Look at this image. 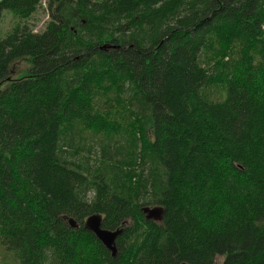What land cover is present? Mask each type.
<instances>
[{
    "label": "trees",
    "instance_id": "trees-1",
    "mask_svg": "<svg viewBox=\"0 0 264 264\" xmlns=\"http://www.w3.org/2000/svg\"><path fill=\"white\" fill-rule=\"evenodd\" d=\"M40 1L0 0V14ZM48 12L41 32L0 38L3 264H264V0ZM155 205L159 222L142 210ZM92 214L123 230L115 256Z\"/></svg>",
    "mask_w": 264,
    "mask_h": 264
},
{
    "label": "rangeland",
    "instance_id": "rangeland-1",
    "mask_svg": "<svg viewBox=\"0 0 264 264\" xmlns=\"http://www.w3.org/2000/svg\"><path fill=\"white\" fill-rule=\"evenodd\" d=\"M48 1L49 0H41L36 11H34L30 16H24V17H19L16 14H13L12 11L10 10H3L0 14V38H4L7 34H9L14 27L17 24H24L26 23L28 27L32 28L34 32H41L45 27L47 22L50 20L49 12H48ZM29 64L26 62H22L18 64V69L15 72V75H19L20 71L25 70L29 68ZM211 95L215 98H218L220 96V90L216 88H211ZM83 131L86 133H90L91 130H94V128L91 125H82ZM112 134L109 133L107 136H111ZM88 141H85V144H88ZM97 148L93 152V154H88L90 155L91 159L94 160V152L96 151ZM86 156V153H84ZM9 255L5 253L3 250L0 251V264L4 263L5 259H8ZM223 257H218L216 259V263H222L223 262Z\"/></svg>",
    "mask_w": 264,
    "mask_h": 264
},
{
    "label": "water",
    "instance_id": "water-1",
    "mask_svg": "<svg viewBox=\"0 0 264 264\" xmlns=\"http://www.w3.org/2000/svg\"><path fill=\"white\" fill-rule=\"evenodd\" d=\"M148 219L154 221H161L164 214V209L162 206H144L142 208ZM102 215L101 214H92L85 219V227L93 232L96 237L107 247L108 250L112 253V256H115L117 253L116 240L118 236L122 233V229L119 230H109L102 227ZM68 222L72 227H78V224L74 218H69Z\"/></svg>",
    "mask_w": 264,
    "mask_h": 264
},
{
    "label": "bare ground",
    "instance_id": "bare-ground-1",
    "mask_svg": "<svg viewBox=\"0 0 264 264\" xmlns=\"http://www.w3.org/2000/svg\"><path fill=\"white\" fill-rule=\"evenodd\" d=\"M97 150V149H96Z\"/></svg>",
    "mask_w": 264,
    "mask_h": 264
}]
</instances>
